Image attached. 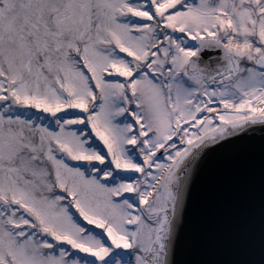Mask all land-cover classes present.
Here are the masks:
<instances>
[{
    "label": "snow or ice",
    "instance_id": "6c2138e0",
    "mask_svg": "<svg viewBox=\"0 0 264 264\" xmlns=\"http://www.w3.org/2000/svg\"><path fill=\"white\" fill-rule=\"evenodd\" d=\"M0 264H264V0H0Z\"/></svg>",
    "mask_w": 264,
    "mask_h": 264
}]
</instances>
